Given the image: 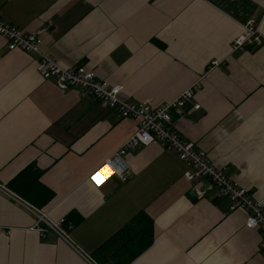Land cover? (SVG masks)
<instances>
[{
	"label": "crops",
	"instance_id": "0c3cea01",
	"mask_svg": "<svg viewBox=\"0 0 264 264\" xmlns=\"http://www.w3.org/2000/svg\"><path fill=\"white\" fill-rule=\"evenodd\" d=\"M0 19L24 32L47 28L45 55L86 65L134 102H171L200 82L202 108L174 117L179 134L264 200V44L231 53L250 21L264 40V0H0ZM37 60L0 38V186L15 194L9 182L34 165L55 194L39 210L52 223L72 213L82 221L64 227L68 240L43 238L30 231L35 218L0 192V228L11 232L0 231V264H117L102 251L141 212L154 222V240L130 264H264L246 213L212 193L198 199L174 152L132 150L114 164L127 181L115 176L96 188L89 177L137 123L43 80ZM213 60L221 64L211 69Z\"/></svg>",
	"mask_w": 264,
	"mask_h": 264
},
{
	"label": "built area",
	"instance_id": "2783aa9c",
	"mask_svg": "<svg viewBox=\"0 0 264 264\" xmlns=\"http://www.w3.org/2000/svg\"><path fill=\"white\" fill-rule=\"evenodd\" d=\"M47 33V28L24 32L0 19V38L7 42L8 50L37 56L36 69L43 80L54 81L60 90L78 89L84 96L115 110L121 120H135L137 123L136 132L123 144L113 160L105 163L111 169L110 173H102L93 180V176L104 167L105 164H103L91 174L89 181L96 188L105 185L115 176H118L122 182H126L127 169L119 170L114 164L132 150L158 145L167 151L174 152L186 165L184 178L190 183L192 193L198 199H204L212 193L215 198L228 201L232 212L246 213L245 228L260 232L262 236L260 249L264 250V200L253 199L248 190L229 178L224 170L217 168L205 154L197 151L194 143L184 140L175 126V116H183L188 110L195 112L201 110V105L196 103V90L200 88V82L171 102L156 106L149 101L134 102L122 97L123 86L111 85L107 80L98 78L86 65L64 67L45 55L42 47ZM263 44L264 40L259 30L255 23L250 21L245 27V33L233 41L231 53H245L249 51L248 48L256 49ZM220 64V61L213 60L210 68L218 67ZM105 176H107L106 179ZM0 192L21 204L35 218V225L30 228V231L36 232L43 238L48 233L54 232L68 240L64 220L52 223L46 212L18 198L6 188L0 186ZM0 231L9 235L11 233L2 228Z\"/></svg>",
	"mask_w": 264,
	"mask_h": 264
},
{
	"label": "trees",
	"instance_id": "16d2710c",
	"mask_svg": "<svg viewBox=\"0 0 264 264\" xmlns=\"http://www.w3.org/2000/svg\"><path fill=\"white\" fill-rule=\"evenodd\" d=\"M40 179L41 172L36 170V166L31 165L9 182L8 189L35 208L43 209L55 198V194L44 186ZM81 221V217L72 213L65 220L64 227L73 229ZM153 240L154 222L145 212H141L105 246L102 252L107 254L110 251L112 256L118 258L117 264H130L152 246Z\"/></svg>",
	"mask_w": 264,
	"mask_h": 264
},
{
	"label": "snow or ice",
	"instance_id": "6c2138e0",
	"mask_svg": "<svg viewBox=\"0 0 264 264\" xmlns=\"http://www.w3.org/2000/svg\"><path fill=\"white\" fill-rule=\"evenodd\" d=\"M111 169L109 168V166L107 164L104 165L103 168H101L99 170L98 173H96V175L93 176V180H96V177L101 175L102 173H110ZM107 178V176H105V179ZM97 183H100V181H96Z\"/></svg>",
	"mask_w": 264,
	"mask_h": 264
}]
</instances>
